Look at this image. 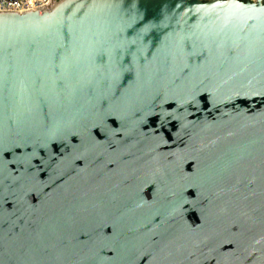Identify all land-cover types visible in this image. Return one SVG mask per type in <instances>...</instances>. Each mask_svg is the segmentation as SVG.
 <instances>
[{
    "label": "water",
    "instance_id": "1",
    "mask_svg": "<svg viewBox=\"0 0 264 264\" xmlns=\"http://www.w3.org/2000/svg\"><path fill=\"white\" fill-rule=\"evenodd\" d=\"M0 264H264V0L0 3Z\"/></svg>",
    "mask_w": 264,
    "mask_h": 264
},
{
    "label": "built area",
    "instance_id": "2",
    "mask_svg": "<svg viewBox=\"0 0 264 264\" xmlns=\"http://www.w3.org/2000/svg\"><path fill=\"white\" fill-rule=\"evenodd\" d=\"M20 0H0V3H18Z\"/></svg>",
    "mask_w": 264,
    "mask_h": 264
}]
</instances>
